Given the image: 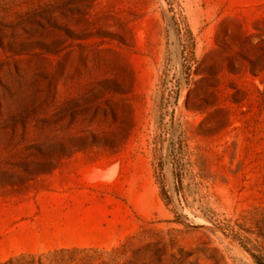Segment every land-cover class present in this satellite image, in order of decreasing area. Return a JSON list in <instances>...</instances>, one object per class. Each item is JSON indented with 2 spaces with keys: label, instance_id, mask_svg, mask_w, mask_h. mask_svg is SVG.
Returning a JSON list of instances; mask_svg holds the SVG:
<instances>
[{
  "label": "rangeland",
  "instance_id": "374dc122",
  "mask_svg": "<svg viewBox=\"0 0 264 264\" xmlns=\"http://www.w3.org/2000/svg\"><path fill=\"white\" fill-rule=\"evenodd\" d=\"M254 258L264 0H0V264Z\"/></svg>",
  "mask_w": 264,
  "mask_h": 264
},
{
  "label": "trees",
  "instance_id": "16d2710c",
  "mask_svg": "<svg viewBox=\"0 0 264 264\" xmlns=\"http://www.w3.org/2000/svg\"><path fill=\"white\" fill-rule=\"evenodd\" d=\"M181 152H182V144L180 139L178 138L177 140H173L170 143V147H169V155L170 157H172V159L176 160V165H175V171L178 175H181V171H182V164H181ZM163 163H162V158H158L157 160V165H156V181L158 182L159 185V191H160V196L162 201L165 203V205L167 206V197H166V192L164 190V184L160 182V179L162 177V170H163ZM184 225H186L188 227V224L185 222H181ZM257 262V264H263L261 263L259 260H257L256 258H254Z\"/></svg>",
  "mask_w": 264,
  "mask_h": 264
}]
</instances>
